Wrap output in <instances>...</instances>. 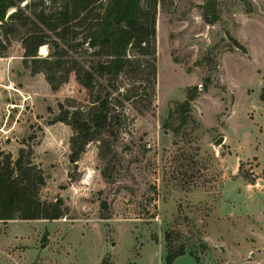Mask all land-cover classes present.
Instances as JSON below:
<instances>
[{"label":"rangeland","instance_id":"374dc122","mask_svg":"<svg viewBox=\"0 0 264 264\" xmlns=\"http://www.w3.org/2000/svg\"><path fill=\"white\" fill-rule=\"evenodd\" d=\"M207 1L159 3L156 95L147 74H122L110 148L94 140L78 161L56 118L61 103L92 105L89 92L74 75L53 89L13 37L0 55V151L32 147L42 198L62 199L67 213L0 220V264H166L182 249L173 264H264V0H214V23ZM195 86L185 120L177 103ZM155 189V217H139L154 212Z\"/></svg>","mask_w":264,"mask_h":264},{"label":"trees","instance_id":"16d2710c","mask_svg":"<svg viewBox=\"0 0 264 264\" xmlns=\"http://www.w3.org/2000/svg\"><path fill=\"white\" fill-rule=\"evenodd\" d=\"M24 2L29 12L25 11ZM160 2L162 0H0V55L13 37L19 35L24 48V64L32 73H44L53 89L60 88L74 75L78 85L89 92L92 105H83L73 113V109L61 103L56 118L72 129L73 161H78L94 140L110 148V138L116 136L121 116L113 99L118 103L120 100L113 93L118 89L116 80L122 74H142V77L147 74L143 80L151 82L152 94L156 95ZM214 4V0H208L204 6V18L208 23L219 20ZM44 47L48 49L46 55L40 51ZM141 67L149 71L142 73ZM98 76L109 77L112 91L103 95ZM207 85L204 84V90ZM199 91V86H195L183 102L177 103L185 120L191 117V103ZM260 99L264 101V86ZM251 182L255 183L256 179ZM45 185L44 171L35 161L32 147H21L17 156L0 151V220L64 217L67 208L62 199L47 201L42 198ZM157 197L155 189L152 195L154 212L148 209L139 217H155ZM183 254V249L168 251L166 264H173Z\"/></svg>","mask_w":264,"mask_h":264},{"label":"water","instance_id":"95a60500","mask_svg":"<svg viewBox=\"0 0 264 264\" xmlns=\"http://www.w3.org/2000/svg\"><path fill=\"white\" fill-rule=\"evenodd\" d=\"M75 112H76V109L73 110V113H75ZM224 140H225V137H224V136H220V137L216 140L215 145L218 146V145L222 144V143L224 142Z\"/></svg>","mask_w":264,"mask_h":264},{"label":"crops","instance_id":"0c3cea01","mask_svg":"<svg viewBox=\"0 0 264 264\" xmlns=\"http://www.w3.org/2000/svg\"><path fill=\"white\" fill-rule=\"evenodd\" d=\"M254 186H256V185H254Z\"/></svg>","mask_w":264,"mask_h":264}]
</instances>
